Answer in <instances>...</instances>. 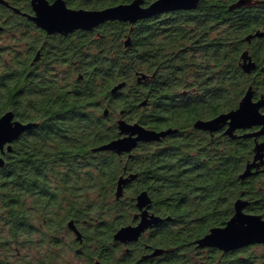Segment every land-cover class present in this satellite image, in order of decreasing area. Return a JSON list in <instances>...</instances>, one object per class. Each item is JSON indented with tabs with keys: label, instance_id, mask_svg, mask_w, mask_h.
<instances>
[{
	"label": "trees",
	"instance_id": "trees-1",
	"mask_svg": "<svg viewBox=\"0 0 264 264\" xmlns=\"http://www.w3.org/2000/svg\"><path fill=\"white\" fill-rule=\"evenodd\" d=\"M28 1L24 0L25 5ZM213 1L215 6L203 9L195 22L199 42L190 49H153L146 40L137 41L123 25L115 41L104 28L97 41L99 64L78 68L84 79L73 78L68 112L65 103L59 107L46 96L37 105L33 82L26 78L24 118L39 123L21 144L26 155L23 180L13 177L8 184L0 180V188L24 186L26 197L39 188L37 199H25L24 211L27 219L40 217L43 237L62 228L60 219L66 213L77 220L85 218L94 224L93 230L104 228L110 235L130 220L134 209L129 197L141 187L153 198L152 210L164 218L163 228H155L152 240L154 245L170 248L166 264H212L208 254H201L200 261L193 259L201 249L192 242L211 227L222 226L233 215L236 200L243 199L248 211L264 216V172L240 178L257 140L242 129L231 136L226 129L211 136L192 128L199 119L236 108L249 86L254 98L264 95V0L232 8L237 0ZM69 4L93 8L97 0H69ZM256 31L262 34L245 39ZM171 36L173 44L187 38L181 29ZM130 37L126 46L124 40ZM244 50L255 63L250 72L241 67ZM166 57L171 62L159 64ZM154 70L161 76L154 89L148 82L137 81L138 75ZM121 82L124 85L112 94L115 100L104 115L106 107L100 99ZM182 90L189 93L182 95ZM155 93L168 97L158 107L149 106ZM174 96L179 100L172 101ZM115 115L146 128L171 125L189 131L159 147L139 148L128 154L132 158L120 160L112 152L94 150L116 138ZM124 167L159 174L146 177L143 184L134 182L130 192L116 198L115 185ZM53 187L58 189L51 191ZM251 261L249 257L244 264Z\"/></svg>",
	"mask_w": 264,
	"mask_h": 264
},
{
	"label": "flooded vegetation",
	"instance_id": "flooded-vegetation-1",
	"mask_svg": "<svg viewBox=\"0 0 264 264\" xmlns=\"http://www.w3.org/2000/svg\"><path fill=\"white\" fill-rule=\"evenodd\" d=\"M30 1L25 5L24 0H0V116L10 113L12 123H34L31 127L21 131L11 141L4 142L0 147V158L3 160V164L0 166V180L6 184L13 177L23 180L26 174L24 170L26 155L21 144H23L25 136H29L39 123L37 120L31 121L24 118L26 78L31 79V82H33L32 92L35 94L37 105H40L42 98L46 96L59 107L65 103V112H68L71 110L70 100L74 90L73 78L76 77V80L80 81L84 79V72L78 71V68L84 66L95 68L99 64L97 55L101 49H98L97 41L102 36L104 28L108 29V33L112 34L115 41H119L121 25H123L125 29L136 35L137 41L146 40L147 44L153 49L185 50L198 45L199 37L197 35L199 30L196 28L195 22L202 15V10L215 6L213 0H192L185 7L158 11L134 22L112 19L101 22L91 29L76 28L74 30L48 31L28 17L34 15ZM47 1L52 3L54 0ZM63 1L68 8L105 9L118 4H128L133 0H97V4L93 8L73 6L69 4V0ZM154 1L156 0H140L139 5L146 8ZM180 29L187 35V38H180L177 43L173 44L169 37L172 38L171 35L175 34L177 30L180 31ZM210 29H212L211 26ZM127 39H129L130 44L132 38H126L124 43ZM129 44L125 43L126 46ZM118 60L119 58L116 62ZM170 62L171 59L166 57L159 64ZM149 63L151 65L156 64L155 60H150ZM93 71L94 69L92 73ZM157 77L161 76H157L156 70H154L150 74L138 75L137 81H145L146 85L150 84V89H154L155 83L160 80ZM114 92L111 88L109 92L111 95H105L100 99V104L106 107L103 109L104 115L107 114L111 102L115 100V96L112 95ZM180 93L185 95L189 93V90H182ZM162 98L168 97H163V95L157 93L153 94L149 106L158 107ZM177 100H179L177 96H174L172 101ZM262 111L264 110L262 109ZM149 115L151 114L149 113ZM114 119L117 121L119 117L116 116ZM147 128L156 131L166 128L175 130L159 140L139 141L129 152L103 151L116 154L120 160H127L132 158V155L130 157L128 155L130 152L132 153L139 148L149 147L152 149L159 147V145L174 136H186L187 131H189L171 125L157 129ZM192 128L199 129L194 127V124ZM226 128L227 126H224L219 131L212 132L204 129L199 130L206 131L213 136ZM259 128L260 126H252L242 130L249 133L257 131ZM118 132L119 130H117L116 138L120 136ZM253 137L257 140L256 142L264 140V134ZM262 169L263 165L253 167L251 175L261 171L264 172ZM158 174L159 171L139 172L127 170L124 167L118 176L114 192L120 177L129 178L122 187L121 196H124V192H130L129 187L134 182L143 184L146 177L157 176ZM8 188L9 190L0 188V264H166L169 260L167 252L170 248L154 245L152 240V236L156 233L154 232L155 228H163L164 218L152 210L153 198L147 188L140 187L139 190L134 189L131 191L135 195L129 197L134 209L130 212V220L114 229L110 235L106 234L104 228L93 230L96 227H94V224L91 225L87 219L77 220L66 213L60 219L62 228L49 233L48 238L43 237L45 230L42 228L40 217L35 215L32 220L27 219L24 211L25 199H37L39 188L33 189L34 194L32 197L25 196L24 186L16 188L10 186ZM57 189L58 187L50 188L51 191ZM14 190L16 193H14ZM142 191H145L150 199L149 207H147L148 214L157 216L160 219L143 229L134 239H115L114 235L118 229L124 226H136L140 221L141 210L137 207L135 198ZM246 206L247 203L242 209L244 213L259 214L264 219L262 214L248 211ZM51 221L54 223L55 220L52 219ZM44 222L45 220H43ZM70 222L73 226L69 224ZM192 244L194 248L201 249V252H195V255H193V259L198 258V261H200L201 254H208L207 256H210L213 261L212 264H230L231 261L234 264H244V260L249 257L252 258L250 264H264V252H262L264 242L250 243L228 250L217 246L199 247L196 240ZM249 248L252 249L251 252L247 251Z\"/></svg>",
	"mask_w": 264,
	"mask_h": 264
},
{
	"label": "water",
	"instance_id": "water-1",
	"mask_svg": "<svg viewBox=\"0 0 264 264\" xmlns=\"http://www.w3.org/2000/svg\"><path fill=\"white\" fill-rule=\"evenodd\" d=\"M190 1L192 0H156L148 7L142 8L139 5L140 0H133L128 4H118L105 9H74L66 7L63 0H54L52 3H49L47 0H31L34 15L28 17L48 31L74 30L76 28L91 29L101 22L112 19L134 22L139 18L158 11L185 7ZM251 2L252 0H237L230 7L248 5ZM261 34L262 32L256 31L254 34L247 35L245 39L249 40L251 37ZM125 43L129 44V39ZM241 59V67L244 71L250 72L255 68V63L251 60L247 50L243 51ZM123 85V82L118 83L112 88V91H116ZM253 96L254 91L249 86L236 108L220 113L208 120L199 119L194 122V127L212 132L227 126L225 133L233 135L232 133L236 129L260 126L257 131L249 132L247 135L256 136L264 134V111H262L264 108V95L258 98H254ZM11 118L12 115L10 113L0 116V147L4 142L11 141L21 131L33 125V123H12ZM117 127L120 136L97 146L94 150H111L116 153L129 152L139 141L159 140L161 137L175 130L166 128L156 131L146 128L137 122H127L123 118L117 120ZM253 151V159L246 164L244 171L240 174V178H245L252 174L251 169L253 167L263 165L262 170H264V140L256 142ZM2 164L3 160L0 158V166ZM127 179L129 178H119L115 191L116 198L121 197L122 187ZM135 199L137 207L141 210V219L136 226H124L118 229L114 235L115 239H134L143 229L160 219L157 216L148 214L147 207H149L150 199L145 191L140 192ZM246 203V201L241 199L236 200L232 217L224 226L210 228L206 234L196 240L197 245L199 247L217 246L228 250L250 243L264 242V219L259 214L244 213L242 209ZM69 224L72 225L71 222ZM76 234L78 235L77 231Z\"/></svg>",
	"mask_w": 264,
	"mask_h": 264
}]
</instances>
